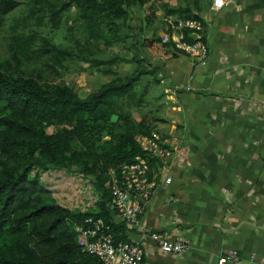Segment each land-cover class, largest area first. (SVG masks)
<instances>
[{"label":"crops","instance_id":"crops-1","mask_svg":"<svg viewBox=\"0 0 264 264\" xmlns=\"http://www.w3.org/2000/svg\"><path fill=\"white\" fill-rule=\"evenodd\" d=\"M162 1L173 8L192 4ZM200 7L206 63L160 48L165 98L177 112L162 138L174 157L155 160L151 175L159 185L127 234L143 244L142 264H218L230 249L241 264H264V0H228L219 10L201 0ZM143 9L166 30L178 18L160 1ZM154 231L188 239L190 250L164 253Z\"/></svg>","mask_w":264,"mask_h":264},{"label":"trees","instance_id":"trees-1","mask_svg":"<svg viewBox=\"0 0 264 264\" xmlns=\"http://www.w3.org/2000/svg\"><path fill=\"white\" fill-rule=\"evenodd\" d=\"M73 1L89 20L99 15L111 18L108 29L114 32L119 26L115 18L125 20L132 9L157 1L167 15L202 19L197 11L201 0L178 8L162 0ZM16 4V0H0V12L5 14ZM148 11L153 15L155 5ZM148 14L143 20L150 25ZM142 27V35L134 43L136 47L139 42L140 53L142 47L157 42L169 48L162 36L155 31L147 36ZM118 38L123 40L120 33ZM47 48L60 58L57 47ZM140 53L133 57L138 65L143 61L137 59ZM144 73L133 71L124 77L116 73L111 81L82 96L67 84L46 86L31 77L10 75L0 64V156L7 159L0 175V264H103L97 256L82 251L78 243L76 226L87 216L103 218L116 240L129 239L126 222L116 220L107 182L111 169L118 171L122 164L146 154L137 136L152 133L157 129L154 121L161 120L152 109L147 113L153 114L150 118L144 113L137 121L132 115L133 100L142 108L152 101L149 88L141 82ZM156 76L160 84L163 78ZM162 95L166 96L165 91L154 99ZM50 125L57 130L48 133ZM70 165L95 176L93 182L101 191L97 209L78 211L61 205L39 177L31 175L37 166Z\"/></svg>","mask_w":264,"mask_h":264},{"label":"rangeland","instance_id":"rangeland-1","mask_svg":"<svg viewBox=\"0 0 264 264\" xmlns=\"http://www.w3.org/2000/svg\"><path fill=\"white\" fill-rule=\"evenodd\" d=\"M16 6L5 14L0 12V64L2 70L14 76L36 79L41 85L67 84L82 96L97 90L102 84L111 81L118 73L124 77L133 71H145L141 78L149 88V107L136 106L134 100L130 107L133 117L140 121L150 109L161 120L154 121L156 130L147 134H159L166 138L172 120L177 119L165 96L157 100L154 96L164 91L163 58L161 43L140 49L138 41L143 34L152 32L160 36L165 32L162 23L154 20L147 24L143 19L147 12L141 7L132 9L127 19L117 20V31L108 29L104 15L89 20L80 13L73 0H16ZM89 17V16H88ZM120 33L119 40L118 35ZM55 46L60 57H55L47 47ZM140 53L134 61L133 57ZM102 63H97V61ZM159 71V74L157 73ZM118 77V76H117ZM155 82V83H154ZM153 114H147L150 118ZM57 130L56 125L47 127L48 133ZM140 136V135H138ZM137 136V137H138ZM0 156V175L3 161ZM31 175H37L40 182L51 191L52 196L63 206L72 210L89 211L97 209L101 191L94 184V175L81 171L77 165L61 168L35 167Z\"/></svg>","mask_w":264,"mask_h":264},{"label":"built area","instance_id":"built-area-1","mask_svg":"<svg viewBox=\"0 0 264 264\" xmlns=\"http://www.w3.org/2000/svg\"><path fill=\"white\" fill-rule=\"evenodd\" d=\"M228 0H213V8L219 10ZM202 19L176 18L162 34V42L169 43L172 51L197 57L205 64L208 47L203 37ZM191 39V41H190ZM145 155L137 156L130 163L122 164L118 171L111 169L107 186L111 189V207L116 217L135 227L144 211L146 202L151 198L158 181L152 177L155 161L165 162L174 157V149L158 134L137 137ZM166 170V167H163ZM164 183L172 182L171 175L164 177ZM77 239L82 251L97 256L103 264H142L145 256L143 244L134 239L116 240L110 226L100 217L87 216L83 223L76 226ZM151 231V230H150ZM159 240L161 250L166 254L181 255L190 250V241L185 238L172 239L167 234L152 232ZM241 264L239 252L230 249L220 255L218 264Z\"/></svg>","mask_w":264,"mask_h":264}]
</instances>
